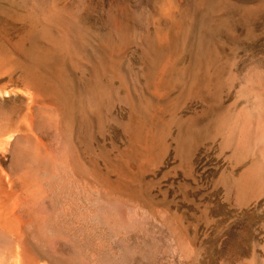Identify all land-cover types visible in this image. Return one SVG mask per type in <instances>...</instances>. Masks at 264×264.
<instances>
[{
	"label": "bare ground",
	"instance_id": "bare-ground-1",
	"mask_svg": "<svg viewBox=\"0 0 264 264\" xmlns=\"http://www.w3.org/2000/svg\"><path fill=\"white\" fill-rule=\"evenodd\" d=\"M5 1L21 28H0V75L27 103L0 108V264L147 259L133 240L159 213L140 179L205 138L239 166L219 181L234 206L264 195V69L228 61L264 0ZM111 126L115 150L96 145Z\"/></svg>",
	"mask_w": 264,
	"mask_h": 264
},
{
	"label": "rangeland",
	"instance_id": "rangeland-1",
	"mask_svg": "<svg viewBox=\"0 0 264 264\" xmlns=\"http://www.w3.org/2000/svg\"><path fill=\"white\" fill-rule=\"evenodd\" d=\"M4 1L0 0V6L8 4ZM1 9L0 28L5 25V30L16 36L20 25L6 19ZM253 35L235 48L238 50H234V57H229L237 75L264 69V26ZM0 89L6 91L0 93V108L27 103L17 79L1 74ZM233 99L234 93L230 91L227 100ZM194 109L183 107L187 114ZM117 113L125 115L121 108H117ZM209 139L194 146L197 148L189 154L188 163L179 161L170 151L143 173L141 190L144 193L146 190L145 195L153 209L156 207L159 218L148 219L146 237L141 232V237L133 240L141 243L147 252V259H139L137 264H264V195L241 208L228 200L229 193L219 181L240 169L232 165L218 141ZM97 140L96 145L108 150L124 144L116 126H111ZM160 217L162 220L170 217L167 222L172 223L165 224Z\"/></svg>",
	"mask_w": 264,
	"mask_h": 264
}]
</instances>
